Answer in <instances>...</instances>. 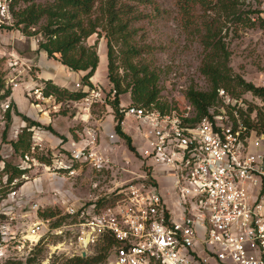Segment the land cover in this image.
<instances>
[{"label": "built area", "instance_id": "obj_1", "mask_svg": "<svg viewBox=\"0 0 264 264\" xmlns=\"http://www.w3.org/2000/svg\"><path fill=\"white\" fill-rule=\"evenodd\" d=\"M10 2L0 0V30L12 27ZM261 5L256 18H264ZM8 62L31 70L18 54L10 53ZM6 83L18 88L11 78ZM74 86L85 92L86 111L116 98L115 89ZM33 89L37 99H52L42 87ZM218 98L202 118L188 102L168 111L118 103L121 131L132 132L145 172L119 185L109 204L97 207L103 198L98 197L67 209L72 222L64 227L73 235L71 257L88 255L103 239L112 238L115 244L104 264H264V127L258 121L264 106L260 102V111L250 112L246 99L232 98L223 89ZM79 144L69 153L70 176L77 168H109L97 130L88 131ZM36 146L23 160L45 167L35 158ZM19 178L0 196L1 215L7 217L0 223V264L25 259L49 232L48 221L37 216L38 205L18 217L6 213L7 203L19 196ZM53 233L62 235L63 227Z\"/></svg>", "mask_w": 264, "mask_h": 264}, {"label": "rangeland", "instance_id": "obj_2", "mask_svg": "<svg viewBox=\"0 0 264 264\" xmlns=\"http://www.w3.org/2000/svg\"><path fill=\"white\" fill-rule=\"evenodd\" d=\"M47 1L49 0H35L36 3L41 4ZM152 1L163 13L156 15L149 5L127 0L125 8L130 11L126 15L127 18L129 15L138 17L139 14H142V18H134L130 22L131 38L127 39V44L124 43L123 38H118L117 35L112 41V58L115 66L113 75L119 79L121 89L126 90L119 94V103L132 104L131 88H127L132 75L126 61L129 57L127 49L132 46L139 54L133 59L131 58L130 62L139 66H148L149 70L154 71L158 77V102L171 108L182 107L187 102L185 93L189 88L200 92H209L211 89L210 82L200 72L203 48L194 38L192 29L187 30L180 26L174 0ZM248 3L250 4H247V0H245L246 8L243 6L242 9L259 8L264 0H254V3ZM20 6L23 7L22 4ZM250 17L255 19L253 28L237 25V31L234 34L233 27L229 24L223 27L222 35L225 47L230 53L228 66L231 69V78L239 76L245 82L264 88V27L259 28L256 16L250 15ZM14 23L15 19L12 21V27L5 26L0 30V71L4 76H7V79L11 78L15 83H18L16 90L10 83L5 82V90H9L10 93L7 98L0 100V187H3L6 182V175L2 171L4 162L26 169L25 178H19L20 184L17 185L19 196L15 201L7 203L5 211L8 215L18 217L30 211L32 205H38L37 216L41 220L48 221L49 232L43 237L41 245L33 249L31 256H27L23 260H13L1 264H18L17 262L26 264L28 257L34 258L35 262L32 264H61L65 259L71 258L74 250L70 245L73 235L64 227L72 222V218L67 216V209L80 208L98 197H111L119 185L131 181L136 175H143L145 170L141 168L132 132L122 129V132L130 140L132 150L125 140L115 133L114 128L117 122L110 103L106 105L94 104L89 108V111H86L84 110L86 105L82 100L62 103H56L53 98L46 101L39 100L34 95L33 88L40 86L43 89L44 86L40 85L35 78L36 82L33 86L23 89L27 76L34 77L36 69L28 61L27 64L31 67L30 71L20 65L11 67L8 62L9 54L28 56L30 44L38 43L41 38L23 34L21 27H15ZM84 45H95L100 58L99 71H96L101 80L99 82L90 81L91 88H104L105 91L115 89L117 95L118 89L108 78L105 33L100 32L99 36L92 35L85 40ZM53 58L59 59V55H55ZM81 79L77 82L82 86ZM75 83H69L63 89L71 92L81 91L80 88H75ZM234 92L239 96H237L238 98L246 99L252 111L259 109L260 101L254 98L251 93L244 92L240 88H235ZM13 93L14 100L22 102L19 108L12 100ZM54 105L57 106L55 110L53 109ZM14 110L39 124V127H34L32 130L31 145H40V147L36 146L35 158L50 156L52 157L51 164L43 167L26 163L21 151L15 152L12 149L10 143L17 140L18 134L26 125L20 117L14 115ZM7 111H10L11 123L6 140L2 142ZM48 127L51 130H48ZM91 130H97L99 148L108 158L109 168L100 170L89 167L77 168L76 174L70 176L68 174L71 166L69 153L75 144L76 148L82 146L79 143H84L86 133ZM21 183H23L22 186ZM1 211L0 223L1 218L6 217L1 215ZM41 213L53 214V216L43 218L40 216ZM17 219L20 220V218ZM27 222L29 219H26ZM55 223H59V226L63 227L62 235L53 233ZM96 252V246L92 247L88 256H92Z\"/></svg>", "mask_w": 264, "mask_h": 264}, {"label": "trees", "instance_id": "obj_3", "mask_svg": "<svg viewBox=\"0 0 264 264\" xmlns=\"http://www.w3.org/2000/svg\"><path fill=\"white\" fill-rule=\"evenodd\" d=\"M127 0H49L43 4L36 3L35 0H11L9 11L13 19L14 26L21 27L23 34L27 36H39L38 51L46 53L48 58L59 55L58 61L61 65L73 72H85L82 77V85L92 87L90 79L94 76L99 57L97 49L94 46H86V39L100 32L105 33L107 39V59H108V78L118 89V93L111 106L115 112L116 126L115 133L125 140L130 148V140L121 131L120 121L122 117L117 112L119 103V94L126 92L121 89L119 79L114 77L115 66L113 63L112 41L117 35L123 38L127 44V39L131 38L129 31L130 22L134 18H142V14L136 16L126 15L130 11L126 10ZM139 4H147L156 15L163 13L158 5L152 0H134ZM245 0H174L180 26L183 29H192L194 38L203 48V59L200 72L210 82L211 89L209 92H200L189 88L185 93L187 102L193 107L196 117L202 118L208 114V110L214 107L218 101V91L225 90L232 98L239 96L234 92L235 88H240L244 92L251 93L254 98L260 100L264 106V88L256 87L252 83L245 82L241 77L231 78V69L228 66L230 53L225 47L224 36L222 35L223 27L227 24L232 26L234 34L236 26L242 25L247 28H253L255 21L250 15H259L261 9L247 8L242 9ZM254 1V0H253ZM260 1V0H258ZM256 2V1H255ZM23 5V7L20 6ZM247 4H250L247 2ZM18 7V9H16ZM246 8V7H245ZM259 28L264 27V18L257 17ZM37 28V29H33ZM33 30V31H32ZM129 57L126 59L128 69L131 72V81L127 88H131V101L134 106L148 107L154 105L160 111L171 109L166 104L158 102L159 90L157 87L158 77L154 71H150L148 66H139L130 62V59L137 56L138 51L132 46L127 49ZM7 76L0 71V100L9 96V90H5L4 83ZM42 93L45 97H52L56 103L64 101H79L85 96L83 91H69L53 84L50 80L42 81ZM238 96V97H237ZM15 109V106H13ZM250 108V112H251ZM258 111H260L258 109ZM14 115L22 119L26 124L18 134L17 140L11 142V147L15 152L21 151L23 156L30 151L31 139L34 127L39 124L31 121L25 115L14 110ZM258 121L261 127H264V116L258 112ZM11 123L10 111L6 113V126L2 133V142L6 140V135ZM48 130H51L48 127ZM132 150V148H130ZM51 158L36 157V159L45 165L51 164ZM3 174L6 175L4 186L0 187V196H4L7 185L14 179L19 178L26 173V169L13 166L9 163H3ZM114 199L111 197L100 198L97 207L109 204ZM43 218L53 216V214L41 213ZM59 223L54 224V228ZM115 244L112 238H105L96 245L97 252L94 255L85 257L74 256L65 259L61 264H101L104 263L110 247ZM41 245V242L37 245ZM36 246V247H37ZM30 253L28 256H31ZM27 258V257H26ZM7 260L5 262H11ZM18 261V260H14ZM35 262L33 257L26 259V264ZM19 264V262H17ZM39 264V263H36Z\"/></svg>", "mask_w": 264, "mask_h": 264}, {"label": "crops", "instance_id": "obj_4", "mask_svg": "<svg viewBox=\"0 0 264 264\" xmlns=\"http://www.w3.org/2000/svg\"><path fill=\"white\" fill-rule=\"evenodd\" d=\"M28 51H29L28 56H20V57H22L26 63L27 61L30 62V65L36 69L35 70L36 75L34 77L27 76L26 78L27 81L23 85L24 86L23 89L33 86L34 82L36 81H38L40 85H42V81L45 80H50L56 86H59L61 88H66L69 83L70 84L75 83L79 81L82 76L85 75V72L70 71L68 68L61 65L58 59L48 58L45 52L38 51L37 43L30 44ZM99 66H100V58H99V65L97 67L98 68L97 71H99ZM97 71L94 74V76L90 79L91 82H99L101 80L100 76H97L98 74ZM34 78L36 79V81L34 80ZM12 100L16 103V106H18V108L19 105L21 106L22 102L20 101L16 102L14 100V93L12 95ZM53 126L54 125H52V127Z\"/></svg>", "mask_w": 264, "mask_h": 264}, {"label": "water", "instance_id": "obj_5", "mask_svg": "<svg viewBox=\"0 0 264 264\" xmlns=\"http://www.w3.org/2000/svg\"><path fill=\"white\" fill-rule=\"evenodd\" d=\"M85 256H86V254L85 253H82L81 257H85Z\"/></svg>", "mask_w": 264, "mask_h": 264}]
</instances>
